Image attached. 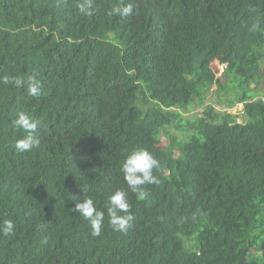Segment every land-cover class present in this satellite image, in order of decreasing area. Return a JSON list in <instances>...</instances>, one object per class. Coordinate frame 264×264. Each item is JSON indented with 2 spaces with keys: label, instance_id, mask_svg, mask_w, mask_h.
Segmentation results:
<instances>
[{
  "label": "trees",
  "instance_id": "16d2710c",
  "mask_svg": "<svg viewBox=\"0 0 264 264\" xmlns=\"http://www.w3.org/2000/svg\"><path fill=\"white\" fill-rule=\"evenodd\" d=\"M129 3L131 15L108 14ZM82 8L0 0V228L14 222L0 231V264H264V101L254 100L264 94L251 87L264 77V0ZM5 76H35L40 95ZM215 87L216 103L242 114L208 105ZM192 105L203 109L195 119L184 116ZM20 112L39 121L28 152L15 148L27 135L12 124ZM139 149L160 162L145 197L121 169ZM117 189L130 204L125 232L105 207ZM86 196L105 213L99 236L72 211Z\"/></svg>",
  "mask_w": 264,
  "mask_h": 264
},
{
  "label": "clouds",
  "instance_id": "9594fccd",
  "mask_svg": "<svg viewBox=\"0 0 264 264\" xmlns=\"http://www.w3.org/2000/svg\"><path fill=\"white\" fill-rule=\"evenodd\" d=\"M87 9L82 8L87 15H92V0H86ZM133 13V5L131 3L123 7H114L108 14L111 16L121 15L128 16ZM5 84L13 83L16 86H22L27 83V92L32 97H38L40 95L41 85L35 76L28 78L25 82L20 78L3 77ZM261 99L264 101V96L256 98L254 100ZM242 105V104H241ZM228 112V111H226ZM12 124L15 128L24 130L27 135L23 138L16 140L15 148L18 152H28L34 147L39 145V139L33 135L38 127L39 121L32 119L24 112L18 113L16 118L13 119ZM160 168V162L149 151L139 149L132 151L124 159L121 169L124 173V179L132 192L137 193L140 197H145L147 193L141 188L146 184H159L160 180L153 174L154 169ZM86 190L83 189V192ZM107 215L109 223L113 229L120 232L127 231L129 227V221L132 219L130 214V204L127 200V193L123 190L117 189L112 193L108 199ZM72 211L82 216L91 226L92 235L99 236L101 234V227L104 221V211L98 210L91 197H85L82 201L76 202L72 208ZM125 213L126 215H121ZM14 230V222L10 219L3 221L0 231L4 235H10Z\"/></svg>",
  "mask_w": 264,
  "mask_h": 264
},
{
  "label": "rangeland",
  "instance_id": "374dc122",
  "mask_svg": "<svg viewBox=\"0 0 264 264\" xmlns=\"http://www.w3.org/2000/svg\"><path fill=\"white\" fill-rule=\"evenodd\" d=\"M213 66L215 68V71L217 73H219V77L222 78L223 72L225 69V65L222 64L219 60H215L213 62ZM263 68H264V62H263ZM224 81L228 82V80H224ZM251 87L254 91H259L262 94H264V77L262 79H260L257 83L252 84ZM215 89H216V87L214 88V92H212V94L210 96H208V98H207V104L208 105H213L217 111H222V112L228 111L229 113H233L235 115L242 114V111L244 110V105H238L234 108H228V107H226V104H222V105L217 104L216 103V97H219L222 93L221 92L216 93ZM229 92H230V90H229ZM228 96H229V98H232L231 94H229ZM202 111H203L202 108H200L196 105H192L190 108L187 109V111H185L184 116L189 118V119H195L196 117L201 115ZM246 121L247 120L245 118L240 119L241 123L246 122ZM169 131H171L172 134H175V135L180 136L181 138H184V135L178 131H174L171 129ZM168 143H169V139L167 138V136L164 133H162L160 135L159 141L155 145V148L157 150H161L164 147V145H167Z\"/></svg>",
  "mask_w": 264,
  "mask_h": 264
}]
</instances>
